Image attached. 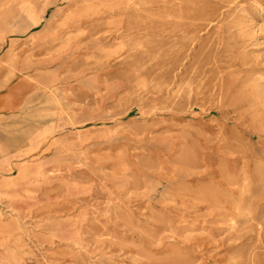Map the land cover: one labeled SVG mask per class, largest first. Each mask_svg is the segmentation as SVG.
<instances>
[{
    "label": "rangeland",
    "instance_id": "1",
    "mask_svg": "<svg viewBox=\"0 0 264 264\" xmlns=\"http://www.w3.org/2000/svg\"><path fill=\"white\" fill-rule=\"evenodd\" d=\"M6 48L0 264H264V0H0Z\"/></svg>",
    "mask_w": 264,
    "mask_h": 264
},
{
    "label": "crops",
    "instance_id": "2",
    "mask_svg": "<svg viewBox=\"0 0 264 264\" xmlns=\"http://www.w3.org/2000/svg\"><path fill=\"white\" fill-rule=\"evenodd\" d=\"M9 48L0 52V114L16 111L34 88L25 78L9 81Z\"/></svg>",
    "mask_w": 264,
    "mask_h": 264
},
{
    "label": "bare ground",
    "instance_id": "3",
    "mask_svg": "<svg viewBox=\"0 0 264 264\" xmlns=\"http://www.w3.org/2000/svg\"><path fill=\"white\" fill-rule=\"evenodd\" d=\"M230 138V137H229ZM233 140V139H232ZM252 148H254V147H252ZM233 150V149H232ZM256 150V149H255ZM245 151V150H244ZM254 153V152H253ZM247 155V154H246ZM253 155V154H252ZM221 157V156H220ZM251 159H253V158H251ZM220 160H221V158H220ZM256 160V159H255ZM223 161V160H222ZM235 161V160H234ZM250 161H252V160H250ZM225 162V161H224ZM223 162V163H224ZM218 163V162H217ZM225 164V163H224ZM254 164V163H253ZM222 166V165H221ZM228 166V165H227ZM227 166H226V168H227ZM243 166V165H242ZM246 166V165H245ZM218 167H219V165H218ZM230 167V166H229ZM230 168H233V167H230ZM235 168V167H234ZM243 169H245V168H243ZM252 169H254V168H252ZM227 170V169H226ZM225 171V168H224V170H223V172ZM253 172L255 171V170H252ZM260 171V170H259ZM226 172V171H225ZM222 174V173H221ZM227 174V173H226ZM225 174V175H226ZM229 174V173H228ZM235 174V173H234ZM252 175H253V173H251ZM256 174V173H255ZM245 175V174H244ZM248 175V174H247ZM224 176V175H223ZM249 176V175H248ZM228 177H226V179H227ZM224 179V178H223ZM243 180V179H242ZM228 181V180H227ZM237 181V180H236ZM241 181V180H240ZM242 182V181H241ZM258 182V181H257ZM208 183V182H207ZM210 183V182H209ZM239 183V182H238ZM227 184V183H226ZM252 184V183H251ZM240 185V184H239ZM245 185V184H244ZM214 186V185H213ZM247 187V186H246ZM244 188V187H243ZM218 189V188H217ZM246 189H248V187L246 188ZM245 191V190H244ZM247 192V191H246ZM258 193H260V192H258ZM248 194V193H247ZM260 196V195H259ZM262 197V196H261ZM259 198V197H258ZM249 200V199H248ZM258 200V199H257ZM221 202V201H220ZM246 202V201H245ZM247 203V202H246ZM242 204V203H241ZM240 204V205H241ZM248 204V203H247ZM249 206H250V204H249ZM249 206H247V207H249ZM245 207V206H244ZM244 209V208H243ZM245 210H247V209H245Z\"/></svg>",
    "mask_w": 264,
    "mask_h": 264
}]
</instances>
